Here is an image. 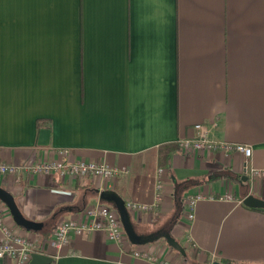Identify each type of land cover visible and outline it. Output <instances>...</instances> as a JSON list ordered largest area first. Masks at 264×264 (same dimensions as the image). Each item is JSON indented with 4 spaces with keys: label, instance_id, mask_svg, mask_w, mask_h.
<instances>
[{
    "label": "crops",
    "instance_id": "crops-1",
    "mask_svg": "<svg viewBox=\"0 0 264 264\" xmlns=\"http://www.w3.org/2000/svg\"><path fill=\"white\" fill-rule=\"evenodd\" d=\"M198 123L216 141L250 145L251 157L185 153L179 141L198 136ZM60 149L127 172L0 176L43 228L10 213L7 224L53 264H264V208L243 203L264 199V0H0V160L33 164ZM251 167L262 176L244 180ZM159 180L160 206L129 211L137 235L158 239L117 243L93 230L51 244L63 221L108 204L103 190L151 205ZM199 194L190 219L186 201Z\"/></svg>",
    "mask_w": 264,
    "mask_h": 264
},
{
    "label": "built area",
    "instance_id": "built-area-1",
    "mask_svg": "<svg viewBox=\"0 0 264 264\" xmlns=\"http://www.w3.org/2000/svg\"><path fill=\"white\" fill-rule=\"evenodd\" d=\"M195 128L199 132L198 136L187 137L179 141L180 148L185 153L211 152L218 149L225 152H241L246 159H249L252 155L253 149L250 145L216 141L211 137L209 129L202 123L196 124ZM246 169H248L247 162ZM125 172H127L126 168H117L103 161L72 158L69 149H60L55 158H45L33 164L17 165L0 160V176H13L16 182H20L24 174H58L61 177H84L90 175L110 181ZM163 172L164 169L159 168V173L163 174ZM262 174L261 170L254 167H251L248 171V175L251 177H259ZM162 187L163 182L159 180L157 183L159 191L153 204L148 205L129 200L125 202L127 209L133 213L157 209L162 201V194L160 193ZM201 198L202 195L199 194L187 199V216L190 219L194 218L195 205ZM226 198H231V195H227ZM7 213H9L8 209L0 204V231L3 234V238L0 241V259H5L7 264H29L32 253L37 252L39 246L28 235L17 231L15 227L7 224ZM93 230H103L107 234L108 239L117 243H122L126 236L123 222L117 209L110 207L108 204L99 203L86 209L80 218H70L63 221L58 228L56 237L51 240V244L56 248H61L70 242L72 233L83 234ZM133 252L136 257L145 256V253L141 250ZM147 258L153 264H172L167 260H161L159 257Z\"/></svg>",
    "mask_w": 264,
    "mask_h": 264
},
{
    "label": "water",
    "instance_id": "water-1",
    "mask_svg": "<svg viewBox=\"0 0 264 264\" xmlns=\"http://www.w3.org/2000/svg\"><path fill=\"white\" fill-rule=\"evenodd\" d=\"M249 176L250 175H245L244 180H248L250 178ZM100 198L101 200L111 203L115 206L123 222L125 232L127 236L129 237V239L134 244H146L160 237L158 235H153V234H150L147 236H141L135 233L133 229V224L131 222V215H130L129 210L126 207V203L115 190H112V189L103 190L100 194ZM0 201L8 209L14 222L18 226L26 229L27 231H41L42 230L43 223L33 221L25 217V215L19 208L14 195L9 190L2 187L1 185H0ZM243 203L249 207L264 208V199L259 198L253 194H248L244 198ZM163 236L165 237L167 243L171 247L177 250L183 249L181 245L178 243V241L175 239V237L171 235V233H164ZM53 261H54V257L51 255H48L45 253L33 252L29 264H52ZM212 264H227V263L216 260V261H213Z\"/></svg>",
    "mask_w": 264,
    "mask_h": 264
},
{
    "label": "trees",
    "instance_id": "trees-1",
    "mask_svg": "<svg viewBox=\"0 0 264 264\" xmlns=\"http://www.w3.org/2000/svg\"><path fill=\"white\" fill-rule=\"evenodd\" d=\"M41 124H43V122H42V121H39V122H38V125L40 126ZM0 204L3 205V206H5L1 201H0ZM263 210H264V209H263ZM53 262H54V261H53ZM225 263H227V264H236V263H232V262H229V261H225ZM52 264H53V263H52ZM204 264H211V261H210V260H206Z\"/></svg>",
    "mask_w": 264,
    "mask_h": 264
},
{
    "label": "rangeland",
    "instance_id": "rangeland-1",
    "mask_svg": "<svg viewBox=\"0 0 264 264\" xmlns=\"http://www.w3.org/2000/svg\"><path fill=\"white\" fill-rule=\"evenodd\" d=\"M108 205L110 206V207H112V208H115V206L113 205V204H111V203H108ZM116 209V208H115Z\"/></svg>",
    "mask_w": 264,
    "mask_h": 264
}]
</instances>
